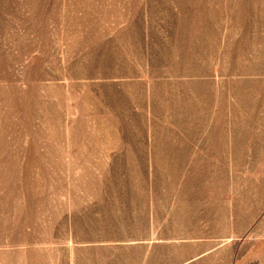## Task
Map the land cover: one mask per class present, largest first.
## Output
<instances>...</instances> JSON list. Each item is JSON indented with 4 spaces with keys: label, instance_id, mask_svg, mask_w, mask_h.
<instances>
[{
    "label": "rangeland",
    "instance_id": "374dc122",
    "mask_svg": "<svg viewBox=\"0 0 264 264\" xmlns=\"http://www.w3.org/2000/svg\"><path fill=\"white\" fill-rule=\"evenodd\" d=\"M181 180L264 233V0H0V264H177Z\"/></svg>",
    "mask_w": 264,
    "mask_h": 264
},
{
    "label": "crops",
    "instance_id": "0c3cea01",
    "mask_svg": "<svg viewBox=\"0 0 264 264\" xmlns=\"http://www.w3.org/2000/svg\"><path fill=\"white\" fill-rule=\"evenodd\" d=\"M181 183V188L187 187V189L175 190L177 204L175 202L173 207L174 226L179 230L172 235L180 236L178 243L184 247L180 249L183 251V256L177 264H264V233L258 237L229 238L228 214L224 211L223 214L220 212L218 216L213 217L214 235L220 237H212L213 222L207 224L204 222L203 208L198 202L203 194L196 196V190L190 189L194 185L188 180H181ZM206 218L211 219L210 214ZM155 228V235H157L158 228ZM200 235L205 236L197 237ZM150 242L155 244L163 240L157 238ZM229 248L230 258L228 259ZM217 257L218 260H213Z\"/></svg>",
    "mask_w": 264,
    "mask_h": 264
}]
</instances>
